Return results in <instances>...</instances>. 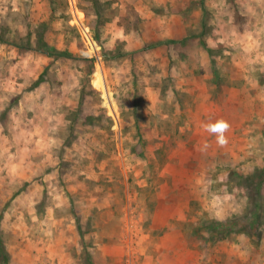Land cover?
<instances>
[{"label": "rangeland", "instance_id": "obj_1", "mask_svg": "<svg viewBox=\"0 0 264 264\" xmlns=\"http://www.w3.org/2000/svg\"><path fill=\"white\" fill-rule=\"evenodd\" d=\"M0 38V264H264V0H0Z\"/></svg>", "mask_w": 264, "mask_h": 264}, {"label": "trees", "instance_id": "obj_2", "mask_svg": "<svg viewBox=\"0 0 264 264\" xmlns=\"http://www.w3.org/2000/svg\"><path fill=\"white\" fill-rule=\"evenodd\" d=\"M1 39V38H0ZM41 41V40H40ZM49 49V48H48ZM60 54H65L64 52L62 53H60ZM91 55V57H88V59H92L95 55L93 54H90ZM90 59V60H91ZM6 114V113H5ZM4 113H3V115H5ZM2 116V115H1ZM264 170V169H263ZM263 170H260L259 171V176H263L262 177V180L260 181V182H262L263 180H264V171ZM259 192H260V189H259ZM261 193V192H260ZM257 207H259V206H257ZM258 213H259V209L258 208H256L255 209V211H253L252 212V219H255L254 220V222L257 220V218H258ZM228 224H229V222H220V221H216V225H215V227L216 228H218V229H216L215 231H217V232H214V233H212V237H211V240H212V242H214V241H216V239L218 238V235H219V233L218 232H223V230L222 229H224L225 227H228ZM255 225H253V227H254ZM4 257H6V256H4ZM6 260V259H5ZM84 263L85 264H94V262L92 261V259H91V257L89 256V254H84Z\"/></svg>", "mask_w": 264, "mask_h": 264}, {"label": "clouds", "instance_id": "obj_3", "mask_svg": "<svg viewBox=\"0 0 264 264\" xmlns=\"http://www.w3.org/2000/svg\"><path fill=\"white\" fill-rule=\"evenodd\" d=\"M229 124L226 121L219 120L216 122H209L205 125V130L210 134L216 136L218 143L224 144L227 142L226 132L229 129Z\"/></svg>", "mask_w": 264, "mask_h": 264}]
</instances>
